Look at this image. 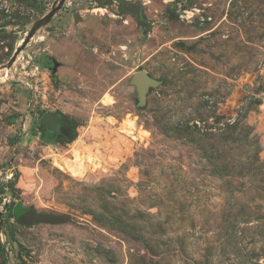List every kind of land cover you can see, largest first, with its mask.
Instances as JSON below:
<instances>
[{
	"label": "rangeland",
	"instance_id": "1",
	"mask_svg": "<svg viewBox=\"0 0 264 264\" xmlns=\"http://www.w3.org/2000/svg\"><path fill=\"white\" fill-rule=\"evenodd\" d=\"M58 1L0 0V67ZM127 1L66 0L0 69V264H264V0Z\"/></svg>",
	"mask_w": 264,
	"mask_h": 264
},
{
	"label": "water",
	"instance_id": "2",
	"mask_svg": "<svg viewBox=\"0 0 264 264\" xmlns=\"http://www.w3.org/2000/svg\"><path fill=\"white\" fill-rule=\"evenodd\" d=\"M65 1L66 0H59L58 2H55L50 12L34 23V25L28 31V34L25 37V39L22 41V45L20 48L24 47L29 42V40L34 36L36 31H38L39 29L43 28L45 25L50 23L53 16L63 7ZM114 1H117L119 3L120 10L123 15L132 16L140 24L145 23L142 14V6L136 3H130L127 0H114ZM20 48H18L15 51V53L13 54L11 59L7 62V64L4 65L3 67H0V69L3 68L9 69L13 65L17 55L20 52ZM131 83L136 88L140 101L143 102L148 87L153 85L154 81L150 79L149 76L144 71L139 70L137 73L133 75ZM39 125L49 132H55L57 130H61V127L66 125V122L60 114L47 112L44 113L39 119ZM17 220L22 224L32 225L38 223L52 224L57 222L58 219L56 217L47 216L44 214H37L34 210L28 209L19 212L17 214Z\"/></svg>",
	"mask_w": 264,
	"mask_h": 264
},
{
	"label": "bare ground",
	"instance_id": "3",
	"mask_svg": "<svg viewBox=\"0 0 264 264\" xmlns=\"http://www.w3.org/2000/svg\"><path fill=\"white\" fill-rule=\"evenodd\" d=\"M2 71V70H1ZM0 71V72H1ZM128 127H133L134 123L133 121H128L126 124ZM130 134V132H127ZM82 164L83 161L81 160V158H79L77 152H74V160L72 162V164H66L67 169L69 170V172H71L72 175L74 176H80L82 175Z\"/></svg>",
	"mask_w": 264,
	"mask_h": 264
},
{
	"label": "flooded vegetation",
	"instance_id": "4",
	"mask_svg": "<svg viewBox=\"0 0 264 264\" xmlns=\"http://www.w3.org/2000/svg\"><path fill=\"white\" fill-rule=\"evenodd\" d=\"M38 126L41 128L42 139H47V138H50V137L53 138V137H56V136L65 137L70 131L67 124L62 126L61 130H57L55 132H49V131L45 130L44 128H42L39 124H38Z\"/></svg>",
	"mask_w": 264,
	"mask_h": 264
},
{
	"label": "trees",
	"instance_id": "5",
	"mask_svg": "<svg viewBox=\"0 0 264 264\" xmlns=\"http://www.w3.org/2000/svg\"><path fill=\"white\" fill-rule=\"evenodd\" d=\"M69 140L72 141V139H69ZM21 211H22V209H20L19 207H17L16 214H18Z\"/></svg>",
	"mask_w": 264,
	"mask_h": 264
},
{
	"label": "crops",
	"instance_id": "6",
	"mask_svg": "<svg viewBox=\"0 0 264 264\" xmlns=\"http://www.w3.org/2000/svg\"><path fill=\"white\" fill-rule=\"evenodd\" d=\"M41 136V135H40ZM42 137V136H41Z\"/></svg>",
	"mask_w": 264,
	"mask_h": 264
}]
</instances>
